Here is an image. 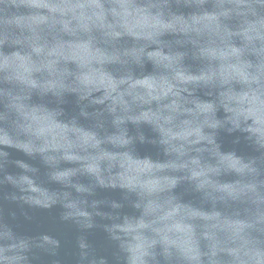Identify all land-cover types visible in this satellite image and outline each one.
I'll return each mask as SVG.
<instances>
[{"label": "clouds", "instance_id": "obj_1", "mask_svg": "<svg viewBox=\"0 0 264 264\" xmlns=\"http://www.w3.org/2000/svg\"><path fill=\"white\" fill-rule=\"evenodd\" d=\"M202 2V0H200ZM224 0H221V11L213 14H205L202 20L211 21L208 29L215 33L220 44L213 48L202 49V52L213 58H219L222 63L219 69H210L200 76H186L175 66L176 58L162 55L160 52H147L146 45L133 47L124 51L108 53L100 49L93 50L89 43H70L65 48L64 43H58L47 51L46 58L39 63L32 60L31 55L12 56L0 59V70H6L10 81H17L23 86L22 91L27 90V96L31 95L33 89L40 90L42 94L52 93L60 95L65 91H80L82 99L90 94L93 87H104L108 93L106 99L111 97L113 104L122 106L124 115L116 117V124H123L127 120L133 123L147 122L154 125L159 132L160 143L167 146L170 152H178L181 156L186 154L184 145L177 147L176 141H185L189 144H199L207 141L215 144L214 138L205 135L204 124L210 128H218L220 122L210 119L216 111L214 102H206L197 105L195 113L197 121L204 116V124L198 122L184 121L182 125L174 124L175 117L164 115L163 112L151 110L141 111L139 114L132 113V105L125 100V95L132 97V103H150L152 99H160L166 96L174 87L167 77L144 76L133 79L127 75L116 80L106 64H119L121 67H129L132 64L142 65L145 54L147 58L156 65H162L165 69H171L175 73L173 79L181 83L191 81H203L205 84L220 87L229 86L226 91L220 92V104L226 112L230 113L227 122L232 125L233 130H239L254 137L255 142L264 148V0H227L234 3L239 11L238 14L245 17H255L254 20L246 21L247 27L243 30L244 38L252 51L261 57L258 65L244 61L241 57L246 48H235L226 43V36L221 32L219 25L220 16H229L232 9L223 8ZM26 5L35 9H44L47 14H36L25 19L26 27L32 36L25 39L29 42L32 50L37 54L45 53V47L40 45L39 31L41 25L48 28L60 26V30L76 36L78 32H90L92 26L99 25L106 29V35L119 37L124 33L135 38L144 39L158 43L163 31L175 30L179 18L166 22L162 11L153 14L152 7L138 6L134 0H113V7L105 9L100 0H0V12L7 8ZM111 14L114 23H107V16ZM75 21V25H73ZM0 23L6 26H20L21 20L15 14L5 15L0 18ZM215 27H212V25ZM124 30V33L117 31ZM199 32L201 29L197 28ZM232 33H227L230 37ZM256 41L261 46L256 48ZM14 42L20 43L19 39ZM72 58L78 60V70L73 72L67 68L58 67L61 58ZM235 58V63L232 62ZM255 68L254 71L250 69ZM47 71V77L42 80L34 78V72ZM233 81L242 85L241 91L237 92L231 87ZM127 84L126 92H118V85ZM145 89L141 92L139 89ZM118 95L112 97L111 94ZM11 107L14 108L27 122V128L34 132L36 139L43 140V146L39 148L42 152L54 153L49 155L48 160L56 164L60 159L72 161H85L81 168L55 170L51 173V179L62 185L59 191H51L54 199L64 210V219L74 221L82 230L97 227V217L112 221L102 225L105 232L109 234L114 243L115 251L112 259L107 255H99L89 250L86 243H81L82 249L79 256V264H264V194L258 189L264 185V181L257 183H243L241 185L242 196L252 193V203L256 206L247 219H236L223 228L212 227L198 232L197 228H177L175 216L169 208L175 207L173 197L165 196V193L174 188L177 178L171 186L164 180H156L155 173L160 170L157 166L151 168L145 165L135 164L128 152L123 153L124 169L118 176L108 177L107 182L116 186L135 192L140 197V203L134 205L136 209L143 208L139 219L124 217L123 222L119 215L112 212H101L98 210V202L88 200L92 194V187L87 186V191H82L81 186L85 184L78 180L81 173H89L96 176L101 185L106 183L99 166V159L103 157L80 156L76 149L86 146L98 147L101 140L98 134L86 131L75 126L60 123L57 120L58 113L49 110L46 106H32L23 103L27 98L21 95H12ZM103 102V101H99ZM116 112V107L112 108ZM252 121L249 124V121ZM179 127V130L177 128ZM195 139H190V137ZM74 137V139L72 138ZM112 143L127 148L132 140L126 131L118 136L110 138ZM197 151H204L197 149ZM63 153V155H58ZM219 163L202 165L199 158H194L183 164H173V169H187L190 175L186 178L196 181L199 190L209 195L218 191V186L213 183V175L220 173L223 166V155L213 150ZM111 159H116L113 155ZM191 165V166H190ZM95 166V167H93ZM244 173H257V169L249 164L244 165ZM115 208L122 207L113 204ZM87 213V214H85ZM119 225V226H117ZM47 239V238H46ZM36 245L34 241L19 236L13 228L0 225V264H32L30 253Z\"/></svg>", "mask_w": 264, "mask_h": 264}, {"label": "water", "instance_id": "obj_2", "mask_svg": "<svg viewBox=\"0 0 264 264\" xmlns=\"http://www.w3.org/2000/svg\"><path fill=\"white\" fill-rule=\"evenodd\" d=\"M100 2L105 9L114 6L113 0H100ZM134 2L142 7L158 5L159 7H152L151 11L153 14L162 11L166 22L173 20L174 17L179 18L175 30L163 31L157 37L159 42L153 43L144 39L138 40L124 33L121 28H117V31L124 34L119 37L106 35V29L99 25L92 26L90 32L81 30L73 36L61 31L60 26L53 29L41 25L38 43L45 47V53L37 54L25 39L32 36V33L26 27L24 18L38 13L46 15L47 11L21 5L0 12V18L15 14L21 20L20 26L15 24L6 26L0 23V59L16 53L30 54L32 60L39 63L46 58L47 51L61 42L64 43L65 48L70 43H89L93 50L100 49L108 53L146 45V53L158 51L162 55L176 58V68L186 76H200L210 69H219L222 61L203 53L202 49L224 45H221L215 33L208 29L212 22L202 20L201 17L206 13L220 12L221 0H202V2L200 0H134ZM223 8L233 10L229 16L219 18L220 29L226 36V43L235 48H246L241 59L251 62L254 66L258 65L261 57L247 45L243 35V30L247 27L246 21L254 20L255 17L238 14L242 9L238 10L234 3H228L227 0H224ZM106 22H115L110 13ZM75 23L73 21V25ZM212 27L215 25L213 24ZM197 28L201 31H195ZM227 33L232 35L227 37ZM17 39L21 42H14ZM255 46L259 48L261 42L256 41ZM232 62L235 63V58ZM58 67L75 72L78 70V60L68 55L67 59H60ZM105 67L117 81L127 75H132L133 79L144 76L157 79L167 77L174 86L168 95L161 96L160 99H152L150 103H132V97L125 95L124 99L132 105L131 114L134 115L148 110L163 112L164 115L174 116V124L177 126L182 125L184 121H190L194 122L192 125L194 127L196 122L204 124L205 119L204 116H200L197 121L195 115L197 105L214 102L216 111L210 119L219 121L220 126L213 129L204 124L203 132L212 136L215 144H209L207 141L199 144L176 141L177 147L183 144L186 149V154L181 156L178 152L168 151L167 146L160 143L159 132L152 124L133 123L131 120L116 124V117L124 115L122 106L114 105L111 97L105 98L108 93L104 87H93L90 94L83 99L80 91H65L60 95H53L42 94L40 90L33 89L31 95L27 96V90L22 91L23 86L19 82L8 80L9 73L0 70V225L13 228L19 236L39 245L34 246L30 253L32 264H79L82 242L89 246V250L112 259L115 246L102 227L103 224L112 221L97 217V227L82 230L74 221L64 219L62 206L50 193L61 190L63 186L51 179V173L57 169L81 168L85 161L60 159L56 164L51 163L47 157L54 153L38 150L43 146V140L36 139L34 132L27 128V122L11 107L9 93L26 96L23 103L29 107L43 105L55 111L58 113L57 120L60 123L98 134L101 140L98 147H81L76 149V152L85 157H103L98 163L106 183L101 185V181H97L96 176L89 173H81L77 178L85 184L81 186L82 191H87V186L92 187V194L87 197L89 202H98L97 207L101 212L119 215L118 222H123L124 217L139 219L143 211L142 207L140 209L134 207L135 204L140 203V197L135 192L120 187L119 182L116 186L107 182L108 177L118 176L124 171L121 164L125 152L129 153L134 160L132 162L137 165L159 167L160 170L155 173L156 180H164L171 186L177 178L176 186L165 193V196L173 197L176 203V206L169 208L168 211L177 213L178 210L175 216L177 228L195 227L198 232L212 227L223 228L233 220L247 219L255 210L256 206L252 203L253 194L242 196L241 185L243 183L259 185L264 181V148L255 142L254 137L250 138L249 133L233 130L232 125L227 122L230 113L220 104V92L226 91L229 86L220 87L219 84L214 86L203 81L178 82L173 79L175 73L171 69L156 65L147 58L146 54L142 65L132 64L129 67H121L119 64H106ZM254 70L255 68L250 69V71ZM47 75L46 70L33 73L37 80H42ZM231 87L237 92L242 89V85L236 81L232 82ZM127 88V84H120L118 92H126ZM139 90L146 92L142 88ZM117 95V92L111 94L112 97ZM113 107H116L115 113L112 112ZM248 123L251 124L252 121ZM124 131L132 140V144L127 148L112 143L110 139ZM213 150L223 155V166L218 175H213V183L218 186V191L210 195L199 190L196 181L186 178L190 175L187 169L165 167L186 162L190 164L194 158H199L202 165L216 166L219 159L213 155ZM113 155L116 159L110 158ZM246 164L256 168L257 173H244ZM258 190L264 194V185ZM113 204L122 207L114 209Z\"/></svg>", "mask_w": 264, "mask_h": 264}]
</instances>
